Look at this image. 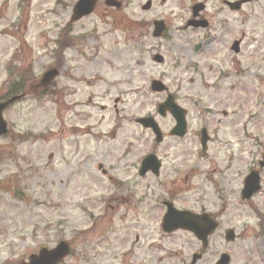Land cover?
Segmentation results:
<instances>
[{
    "label": "rangeland",
    "instance_id": "374dc122",
    "mask_svg": "<svg viewBox=\"0 0 264 264\" xmlns=\"http://www.w3.org/2000/svg\"><path fill=\"white\" fill-rule=\"evenodd\" d=\"M78 1L0 0V98L13 96L11 86L21 83L22 73L30 71L34 79L25 97L5 111L9 133L0 138V264H24L62 240L74 254L66 264H137L147 257L191 264L202 250L195 235L182 230L167 235L161 228L162 201L171 199L178 209L222 214L197 264H216L225 253L231 264H264V174L259 194L250 202L241 196L254 155L264 152V67L246 76L234 95L224 87L215 93L212 75L200 80L181 73L190 68L186 44L202 39L201 32L182 27L192 5L206 0H152L147 11L149 0H118L121 9L98 0L93 15L71 23ZM157 19L167 24L158 40L152 37ZM242 21L243 26L234 22L233 37L243 40L247 64L246 55L264 45V19ZM156 55L164 58L162 64L154 62ZM56 64L60 74L53 84L37 88ZM155 79L173 94L181 82V95L201 96L213 109L215 98L224 100L210 124L208 155H202L199 134L194 138L199 123L194 110L188 142L167 139L157 145L151 132L135 123L152 116L165 132L173 124L157 114L166 94L151 91ZM237 82L232 78L222 86ZM149 153L162 159L164 168L159 178L138 180L140 195L159 207H147L146 215L136 208L138 196L126 200L125 188L127 180L136 183L129 172L136 177ZM18 189L20 198L14 194ZM228 229L237 234L234 242L225 240ZM129 248L134 255L128 259Z\"/></svg>",
    "mask_w": 264,
    "mask_h": 264
},
{
    "label": "flooded vegetation",
    "instance_id": "af4514ba",
    "mask_svg": "<svg viewBox=\"0 0 264 264\" xmlns=\"http://www.w3.org/2000/svg\"><path fill=\"white\" fill-rule=\"evenodd\" d=\"M151 4L153 3L152 0H149ZM163 3L166 2V0H162ZM198 3V4H197ZM196 4V5H195ZM195 5V6H194ZM191 7V16L187 20L189 22L192 21L194 18V22H202L206 21V27H199L196 28L194 26H184L182 27V30L185 31H191V32H201V41L196 43H187L184 49V53L188 57L189 65H187L190 68L181 70V73H193L195 77H198V79L203 80L208 75H212L215 78V81L212 83V89L215 93H218L223 87L225 91H227L229 94L234 95V92L238 89L239 84L244 80L246 76H250L253 74L254 71H260L261 68L264 67V54H260L261 50L264 48V45L258 46L255 48L250 54L246 55L249 62L245 64L244 57V42L243 40L237 39L236 37H233V32L236 30L234 28V22L236 21L238 25L243 26L244 22L242 21L243 18L250 19V18H258V19H264V0H251L248 2H244V0H206L203 2H196ZM194 6V7H193ZM202 7V9L198 10L199 7ZM209 8L212 10V15L210 16ZM211 19H219L220 21L216 24H213L211 22ZM235 29V30H234ZM237 40H240V44L238 47H235V43ZM257 57V58H255ZM210 64L212 67L207 69V64ZM214 65V66H213ZM235 66L236 68L232 69L229 67ZM212 68H215V70H212ZM232 78H235L238 80L237 85L230 83V86H222L224 83H227L232 80ZM180 77L177 78L179 81ZM191 85L194 84V78H191ZM181 83V82H180ZM177 85V90L173 95L174 102L177 107L178 114L177 115H170L167 114L163 116L162 119L170 118L173 121V124L171 128L165 132L163 128L160 126L161 129V143L158 145L163 144L167 139H172L175 142H188L190 136L192 135V129L190 124V113L191 110H194L196 113L195 115L199 114V123H198V133L194 138L198 136L199 134V141H200V147L202 148V155H208L209 154V145L212 142V134H211V126L210 124L215 120V113L219 111L220 106L223 105L224 100L221 98H215V109L210 108L209 106H205L202 102V97L198 95H192L187 94L181 95L182 92V84ZM184 103H188V106ZM238 107H240V103H238ZM202 108L204 109L202 112ZM264 110V109H263ZM216 111V112H215ZM232 112H236V110H233ZM243 112V111H242ZM223 116H227L229 114L228 110L222 112ZM242 114V113H241ZM211 115V116H210ZM184 117L185 119V126L181 123V118ZM141 127V126H140ZM178 127L177 129H175ZM148 130V129H145ZM184 130V131H183ZM243 130V129H242ZM151 132L152 136L154 137V133L151 130H148ZM183 132V135L181 133ZM195 132V130H194ZM206 142V144L204 143ZM203 145H206V149H203ZM262 155H254L253 163L248 167V173L246 177L244 178V181L242 182V192L241 196L243 200L250 202V200H246L243 197V192L245 189V184L247 178L252 173H257L259 175V188L262 190V176L264 174V167L261 166V160ZM157 158L156 164H158V172H154L153 170H149L145 176L141 175V167H143V161L142 159L138 165L137 171H136V177L133 172H129L130 175L132 174V177L130 175L128 176L129 179L136 178V183L132 184L130 180H127L126 182V188L128 194V198L126 197V200L129 199V201H135L137 196V205L136 208L140 209L145 212L147 215V207H151L152 211L158 210V204L152 202L151 205H148L147 198H144L140 195L142 185L138 180H144L147 178H159L161 176V172L164 168V163L162 159ZM201 158H203L201 156ZM134 169V168H132ZM109 180L114 181L112 176H109ZM145 190L148 191V185H144ZM259 189V190H260ZM259 194V193H258ZM257 195V194H256ZM145 199V201H144ZM218 201L219 203L223 202L224 199L220 197V194L218 192ZM162 208L164 209L165 213L168 211V209L172 205L176 209H178L174 203V200H165L162 201ZM178 210H185V209H178ZM164 213V215H165ZM200 214H208L211 217H213L216 221L219 223L221 213H215L211 211H203ZM164 215L162 217V220L164 218ZM161 220V221H162ZM169 235V234H167ZM102 240L99 239L96 246L97 247V259L99 258L100 251H102L101 244ZM131 243V242H130ZM129 243V244H130ZM132 254V255H131ZM205 252H203L204 257ZM126 258H130L134 255V251H131L130 248L127 250ZM157 257H154L153 259L150 257L147 258H140L137 264H148V263H154V264H162V261L159 263L157 262ZM102 264V263H98Z\"/></svg>",
    "mask_w": 264,
    "mask_h": 264
},
{
    "label": "water",
    "instance_id": "95a60500",
    "mask_svg": "<svg viewBox=\"0 0 264 264\" xmlns=\"http://www.w3.org/2000/svg\"><path fill=\"white\" fill-rule=\"evenodd\" d=\"M97 4V0H79L74 7L72 21H79L85 17H88L93 14L95 11V7ZM107 6H117L120 7V4L113 0H107ZM151 7V3H148L145 6V10H148ZM202 9L200 6L198 10ZM155 30L153 36L155 38H160L165 31V23L163 21H156L154 23ZM155 60L158 63L163 62V58L161 56H156ZM59 75V71L54 69L49 71L42 80V86L50 85L53 80ZM153 91L163 92L166 90V87L160 81H154L152 84ZM22 97H13L6 102L0 103V137L6 135L8 133V124L4 119V113L6 109L15 101L21 99ZM166 111H171V113L177 115V107L173 102L172 96H169L168 100L160 106V114L163 116L166 115ZM139 122L147 128H152L154 132L157 134V141H161V133L154 122L153 119H142ZM181 123L185 126L184 117L181 118ZM184 131V130H183ZM183 133H181L182 135ZM204 143H206L204 141ZM264 166V163L262 164ZM149 170H153L154 172H158V164H156V159L154 156H150L144 162V166L141 170V175H145ZM250 181V184H249ZM258 177L255 174H252L246 184V189L244 192V197L249 199L255 192L259 190L258 187ZM217 224L212 223L207 217H199L197 215H193L189 212H178L175 209L170 208L169 212L166 216L164 229L167 233H172L176 230H186L194 233L199 240L203 242L204 247L207 246L208 237L213 234L217 229ZM227 241H233L235 239V233L233 231L227 232ZM70 251L69 245L65 242L60 243L54 250L43 249L38 255H32L29 259V263L25 264H59L65 257H67ZM201 256H195L193 258V264H196L198 259ZM230 258L227 255H223L219 264H229Z\"/></svg>",
    "mask_w": 264,
    "mask_h": 264
},
{
    "label": "trees",
    "instance_id": "16d2710c",
    "mask_svg": "<svg viewBox=\"0 0 264 264\" xmlns=\"http://www.w3.org/2000/svg\"><path fill=\"white\" fill-rule=\"evenodd\" d=\"M66 32V31H65ZM63 33V35H66L67 33ZM63 35H62V37H63ZM61 37V39H63ZM59 46L60 47H62L63 45H62V43L61 42H59ZM57 66H58V64H57ZM32 83H34V79L32 78V73L29 71V72H27L26 74H22L21 75V83L19 84V85H12L11 86V91L13 92V96L14 95H19V94H21V93H24V92H26V87H28L29 85H31ZM17 87H19L18 88V90L16 91V89H17ZM22 87H24V89L22 88ZM7 99H9V94L8 95H5L3 98H0V101H5V100H7ZM17 193H19V189H18V191L17 192H15L14 194L18 197V198H20V197H22V195L21 194H17Z\"/></svg>",
    "mask_w": 264,
    "mask_h": 264
}]
</instances>
